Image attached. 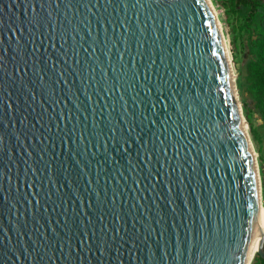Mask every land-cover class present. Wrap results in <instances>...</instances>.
Returning a JSON list of instances; mask_svg holds the SVG:
<instances>
[{
  "label": "water",
  "instance_id": "1",
  "mask_svg": "<svg viewBox=\"0 0 264 264\" xmlns=\"http://www.w3.org/2000/svg\"><path fill=\"white\" fill-rule=\"evenodd\" d=\"M243 119L208 0H0V264L264 259Z\"/></svg>",
  "mask_w": 264,
  "mask_h": 264
},
{
  "label": "rangeland",
  "instance_id": "2",
  "mask_svg": "<svg viewBox=\"0 0 264 264\" xmlns=\"http://www.w3.org/2000/svg\"><path fill=\"white\" fill-rule=\"evenodd\" d=\"M208 1L224 41L247 136L254 152L259 178L264 183V120L246 88L247 63L256 58L253 44L263 33L264 0H260L261 6L254 17L249 15L247 9L229 4V0ZM262 207L264 208V200ZM263 228L264 225L261 230ZM256 255L255 253L249 264H253Z\"/></svg>",
  "mask_w": 264,
  "mask_h": 264
},
{
  "label": "trees",
  "instance_id": "3",
  "mask_svg": "<svg viewBox=\"0 0 264 264\" xmlns=\"http://www.w3.org/2000/svg\"><path fill=\"white\" fill-rule=\"evenodd\" d=\"M229 4L247 9L252 17L256 15L261 6L260 0H229ZM253 47L256 58L247 63L246 88L264 120V27L260 39L253 44ZM253 264H264V259L256 255Z\"/></svg>",
  "mask_w": 264,
  "mask_h": 264
},
{
  "label": "bare ground",
  "instance_id": "4",
  "mask_svg": "<svg viewBox=\"0 0 264 264\" xmlns=\"http://www.w3.org/2000/svg\"><path fill=\"white\" fill-rule=\"evenodd\" d=\"M223 42L224 41L222 40V43ZM242 124H243V128L246 129V124L244 123V121H242ZM263 225H264V208L262 207V205H259L257 223H256L255 231H254L253 240H252V251L253 252L257 249L260 243L264 240V228L261 230V227Z\"/></svg>",
  "mask_w": 264,
  "mask_h": 264
},
{
  "label": "built area",
  "instance_id": "5",
  "mask_svg": "<svg viewBox=\"0 0 264 264\" xmlns=\"http://www.w3.org/2000/svg\"><path fill=\"white\" fill-rule=\"evenodd\" d=\"M259 188H260V202H261V205H262V200H264V183L261 180V178H259Z\"/></svg>",
  "mask_w": 264,
  "mask_h": 264
}]
</instances>
